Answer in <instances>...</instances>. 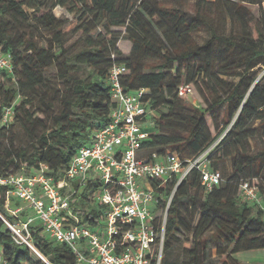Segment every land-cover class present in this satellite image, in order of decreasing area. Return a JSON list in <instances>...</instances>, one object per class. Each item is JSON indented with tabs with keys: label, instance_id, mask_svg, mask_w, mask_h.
Here are the masks:
<instances>
[{
	"label": "trees",
	"instance_id": "obj_1",
	"mask_svg": "<svg viewBox=\"0 0 264 264\" xmlns=\"http://www.w3.org/2000/svg\"><path fill=\"white\" fill-rule=\"evenodd\" d=\"M180 1L0 0V49L12 61L10 73L0 70V177L45 164L55 180L65 178L77 149L109 120V70L121 64L124 90L145 89L142 99L153 121L142 156L169 150L184 160L224 132L214 154L231 160L230 173L220 174V183L205 191L192 170L176 186L165 213L161 264H213L205 261L209 231L219 243L233 244L234 253L264 248V208L253 212L256 201L245 202L237 194L247 180L264 197V144L253 151L249 146L258 134L264 139V73L257 79L264 68V0H196L191 11ZM252 5L258 6L257 14ZM57 6L70 16H56ZM224 14L228 33L218 28ZM203 30L208 36L200 43L195 34ZM75 35L81 36L80 48L68 54L67 39ZM122 40L130 42L126 51ZM76 65L89 72L70 76ZM51 66L64 82L57 93L45 74ZM181 83L197 93L202 106L179 95ZM7 107L12 120L2 124ZM14 124L24 133L18 147L10 132ZM208 158L218 171L212 154ZM175 183L172 177L157 187V209L165 210ZM96 186L88 179L72 201L92 225L102 215L94 203ZM7 190L0 184V246L8 263L77 264L72 250L47 238L40 222L30 231L44 259L13 240L4 219L21 218L6 212ZM222 264L240 263L227 255Z\"/></svg>",
	"mask_w": 264,
	"mask_h": 264
},
{
	"label": "built area",
	"instance_id": "obj_2",
	"mask_svg": "<svg viewBox=\"0 0 264 264\" xmlns=\"http://www.w3.org/2000/svg\"><path fill=\"white\" fill-rule=\"evenodd\" d=\"M0 70L11 72L12 61L0 49ZM123 65L109 70L108 84L113 102L109 120L92 131L90 140L81 145L71 158L65 178L55 180L41 164L28 174L14 173L0 177V184L8 186L10 197L33 210L47 238L65 243L73 252L77 264H161L164 258L165 216L176 186L192 171L199 173L205 191L220 183V174L210 165L207 150L196 156L181 159L177 152L165 150L141 155L142 141L152 127L145 89L126 92L120 82ZM189 85L181 83L178 93H191ZM12 107L5 108L1 122L12 120ZM176 183L166 200L164 211L157 209V187L171 178ZM97 182L95 206L102 207V215L94 225L85 221L73 194L87 180ZM155 183H157L155 185ZM75 184L78 187H75ZM239 196L245 202H258L260 194L255 185L243 180ZM22 208L11 211L16 215ZM160 210V214L158 211ZM160 220V215L162 214ZM13 240L25 244L38 256L30 231L31 219L5 220ZM0 264H9L0 246Z\"/></svg>",
	"mask_w": 264,
	"mask_h": 264
},
{
	"label": "rangeland",
	"instance_id": "obj_3",
	"mask_svg": "<svg viewBox=\"0 0 264 264\" xmlns=\"http://www.w3.org/2000/svg\"><path fill=\"white\" fill-rule=\"evenodd\" d=\"M165 3H174L175 5H180L182 3L180 0H162ZM186 3L189 4V9L190 11L192 10V5L196 0H182ZM251 9L254 14H257L259 11V8L257 5H252ZM53 13L56 16H70L65 13L64 9L57 6L53 9ZM224 16L221 18V20L218 21V28L221 31H224V33H228L230 30V24H229V16L227 14H224ZM196 39L198 42L202 43L203 41L206 40L207 38V33L206 31H200L199 33L195 34ZM37 39V38H36ZM35 40V39H34ZM39 41V39H37ZM40 42V41H39ZM128 43L130 44L129 41L127 40H122L120 44V48L124 51L128 50ZM81 44V36L80 35H75L72 37H69L66 42V50L68 54H71L73 51L77 50L80 48ZM87 72H89V69L86 68L84 65H76L74 67V70L70 72V76H78V77H84ZM264 73V68L258 69V76L257 79L262 76ZM46 76L49 79V84L53 90L57 92H60V90L63 88L64 82L60 78V73L58 72V69L56 66H51L46 70ZM184 99L194 105L197 106H202V102L199 99L198 95L196 92H191L184 96ZM57 106H54L53 110L56 109ZM10 132H12L13 139H14V145L15 147H18V143L22 141L23 138V131L19 127L18 124H14L13 127L11 128ZM224 133V132H223ZM223 133L210 145L208 146L205 150H207V153L212 154L213 158V163L212 166L216 168L219 172V174H227L230 173L231 171V160L228 158H225L224 160H220L216 158L215 148L218 143V141L221 139L223 136ZM264 144V139L258 134L255 137L251 138L249 140V146L250 149L256 150L258 147ZM204 150V151H205ZM143 155L144 152H141ZM187 158H192L188 156ZM30 168H23V171L20 173L28 174L31 172L29 170ZM170 182V180L168 181ZM237 194L239 195V187L237 188ZM75 206L80 207L79 204H74ZM251 205V204H250ZM22 208V210L18 211L16 215H18L21 219L22 218H29L31 217L34 219L35 223L38 224L39 220L37 219L35 213L33 210L25 207V204L23 202H20L12 197L8 199L7 202H5V210L6 212L11 215V211H13L16 208ZM264 208V197L260 198L258 202L252 204V209L253 212L257 211L258 209ZM21 212V213H20ZM160 210L158 211V214H160ZM33 221V222H34ZM207 237V248L205 251V261L210 262L213 264H222L225 256L229 255L230 258L235 259L238 261L240 264H264V248L263 249H249V250H240L238 252H232V245L226 246L224 244L219 243L218 241L214 240L212 237V231L207 232L206 234ZM220 249H224L225 253L222 255H219ZM164 256H165V249H164ZM181 259V256H180Z\"/></svg>",
	"mask_w": 264,
	"mask_h": 264
},
{
	"label": "crops",
	"instance_id": "obj_4",
	"mask_svg": "<svg viewBox=\"0 0 264 264\" xmlns=\"http://www.w3.org/2000/svg\"><path fill=\"white\" fill-rule=\"evenodd\" d=\"M29 218L31 219V224H36L35 221H34V219H32L31 217H29Z\"/></svg>",
	"mask_w": 264,
	"mask_h": 264
}]
</instances>
